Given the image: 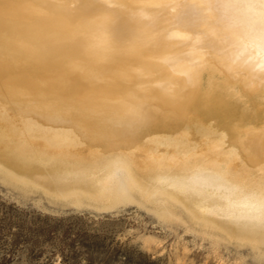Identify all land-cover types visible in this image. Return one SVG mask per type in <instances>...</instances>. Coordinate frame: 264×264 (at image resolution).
I'll return each instance as SVG.
<instances>
[{
	"label": "bare ground",
	"instance_id": "6f19581e",
	"mask_svg": "<svg viewBox=\"0 0 264 264\" xmlns=\"http://www.w3.org/2000/svg\"><path fill=\"white\" fill-rule=\"evenodd\" d=\"M172 1L170 13L163 0H148L151 7L135 10L124 9L122 0H0L3 31L23 25L24 40L16 49L24 52L26 63L15 71L23 72L20 78L37 75L55 93L43 103L33 81L12 80L11 68L0 63V174L16 184L39 186L82 177L73 180L76 186L54 193L96 208L140 203L135 193L155 203L161 217L172 215L178 204L198 224L222 229L229 239L260 250L264 182L242 186L228 175L264 171V87L255 83L254 99L236 77L242 71L264 73V0ZM11 18L15 24H9ZM197 48L208 61L202 91L227 88L242 109L236 119L247 129L232 122L211 126L196 113L173 108L188 99ZM119 71L130 77L122 93ZM79 79L76 101H85V90L113 87L110 98L128 112L85 109L61 116L43 105L62 103L70 82ZM23 98L43 107L23 110ZM135 122L147 129L138 131ZM223 147L219 165H206L208 151ZM103 150L116 154L99 179L88 181L82 164ZM174 164L184 171L166 172ZM157 169L163 173L147 181L162 189L147 188L136 178L140 171Z\"/></svg>",
	"mask_w": 264,
	"mask_h": 264
},
{
	"label": "rangeland",
	"instance_id": "374dc122",
	"mask_svg": "<svg viewBox=\"0 0 264 264\" xmlns=\"http://www.w3.org/2000/svg\"><path fill=\"white\" fill-rule=\"evenodd\" d=\"M122 1L124 9H140L144 4L151 7L146 3L148 0ZM173 2L163 0L161 6L172 13L175 10ZM7 20L9 24H15L12 18ZM1 23L0 63L11 68L8 77L18 82L33 81L38 91L35 95L42 101L54 98V91L46 87L43 79L37 75L20 78L23 77V72L14 69L17 68L14 66L26 63L24 52L16 49L20 41L24 40H21L23 31L19 30L23 25L17 24L3 31ZM22 47L26 48L25 45ZM203 54V50L196 49L198 63L187 101L172 107L185 115L196 113L203 122H208L211 126L232 122L233 127L247 129L246 124L241 125L242 122L236 119L242 109L227 88L219 85L210 93L205 94L202 91L203 70L208 62ZM257 73L242 71L236 76H239L242 87L254 99H258L255 83L259 82L264 87V73ZM236 74L237 72L234 75ZM122 75L120 72L123 83L118 85L120 93L125 91L130 79L126 74L124 77ZM90 79L99 81V77L93 75ZM81 82V79L70 82L69 92L63 94L65 100L62 103L43 105H49V108L61 116L79 113L85 109L111 114L128 112L125 109L118 110V105L113 101L114 96L110 98L108 92L114 91L113 87L107 91L104 90L106 88L92 89L91 92L85 90V101H76L80 94ZM15 93L12 96H17ZM20 100L22 109L26 111L43 107L41 103L37 105L25 102V98ZM133 126L138 131L147 129L144 124L136 122ZM185 127L188 128L187 131L190 129V125ZM224 150L225 147L216 152L208 151L207 155L211 156L205 164L215 168L221 162L220 155L224 154ZM115 154L103 150L97 157L82 164V168L88 172V181L99 179L106 172L109 160ZM169 171L184 170L182 166L174 164L166 170ZM159 173H163L162 170L140 171L136 178L147 188H160L147 181V178ZM1 174L7 175L4 172ZM1 174L0 264H264V244L259 250L250 244L229 239L222 229L206 227L195 222L178 204L174 206L172 215L161 217L155 211V203L147 200L144 202L141 195L135 193L136 198L141 200L140 203L137 200H128L109 209L96 208L87 204H76L70 198L58 197L54 193L68 186H76L78 182L74 184L75 181L81 180L82 177L51 181L39 186L22 182L16 184L14 180L3 178ZM228 177L238 185L248 186L257 183L256 181L264 182V171L251 168L242 176L237 173ZM28 178L31 181L36 180L32 175H28ZM46 189L51 191L46 192ZM214 218L222 221V216L215 215Z\"/></svg>",
	"mask_w": 264,
	"mask_h": 264
}]
</instances>
